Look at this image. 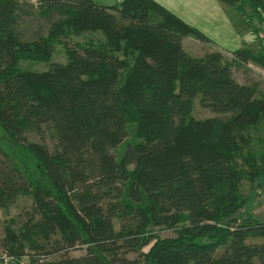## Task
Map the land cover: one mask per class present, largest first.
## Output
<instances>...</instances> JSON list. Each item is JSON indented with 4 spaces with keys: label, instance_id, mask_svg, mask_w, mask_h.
<instances>
[{
    "label": "trees",
    "instance_id": "obj_1",
    "mask_svg": "<svg viewBox=\"0 0 264 264\" xmlns=\"http://www.w3.org/2000/svg\"><path fill=\"white\" fill-rule=\"evenodd\" d=\"M218 1L243 13L248 4L264 23V0ZM32 11L54 21L47 35L26 40L21 23ZM97 32L104 40L65 41ZM188 36L212 42L155 0H41L33 8L0 0V130L17 150L0 146V208L33 198L20 231L4 228L8 256L29 264H264V242L250 243L264 239V222L234 217L246 204L244 178L264 175V149H253L264 144L253 141L264 132V95L239 83L221 53L189 54ZM57 45L66 64L52 63ZM231 56L264 69V55L250 48ZM21 62L51 67L35 72ZM197 98L228 117L191 118ZM160 226L178 236L161 239L150 229Z\"/></svg>",
    "mask_w": 264,
    "mask_h": 264
},
{
    "label": "rangeland",
    "instance_id": "obj_2",
    "mask_svg": "<svg viewBox=\"0 0 264 264\" xmlns=\"http://www.w3.org/2000/svg\"><path fill=\"white\" fill-rule=\"evenodd\" d=\"M195 1H201V0H192ZM218 1V0H215ZM106 3L107 1H101ZM220 3V2H219ZM99 5H103L101 3H97ZM226 9H229L232 11L233 16L237 15L235 17V22L237 25V28H239L240 32H242L246 40L249 39L248 36L250 34L253 35L254 38L251 42L252 45L250 46L248 43L244 45V48H250L255 53H260L264 55V23H260L255 16H253L251 7L246 4L245 12H241L237 10L236 8H230L224 4L221 3ZM205 6H208V3L206 1ZM33 13V11L31 12ZM54 18H58L54 17ZM54 20L48 21L47 19H39L38 15H35L34 13L26 16L23 15V22L21 23V29L23 32V38L26 40H35L41 35H47L49 32V29L51 27V24ZM194 22V20H193ZM39 34V35H38ZM90 40L95 41H102L104 40L103 35L100 32L97 33H86L81 37H68L65 39L66 43L70 47H75L77 44H82ZM182 44L184 45L185 50L196 57H202L205 56L207 53H213V52H219L223 55L224 59L231 64L232 66V72L237 81H240L242 84H250V85H256L259 89V96L264 95V69L256 64V63H249L247 65H243L241 63H238V61L235 60L234 57L231 56V54L227 53V51L221 50V48L217 47L215 43H203L198 41L193 36H188L183 39ZM66 51L63 46L57 45L56 53L53 58L52 63H60V64H66ZM20 67L22 69L35 71V72H43L47 71L51 67V63H35V62H21ZM239 82V83H240ZM191 118L195 120H206V119H213V118H220L225 119L228 117L227 115L222 114H215L211 110H208L206 108H203L200 103V98H197L194 100V106L193 111L190 115ZM3 133L0 130V146L4 148L6 151L12 153L14 151H17L15 147H12V145L9 146L6 142H4ZM28 140L31 142H42L43 139H41V136H38L37 134H27ZM253 141H257L259 139H264V132H256L253 135ZM44 142L50 149V151H54L56 141L50 136L49 133L45 134ZM262 144V145H261ZM253 149L257 152H261L262 149H264L263 143H257L253 145ZM111 153H113L111 151ZM0 161H4L2 156L0 155ZM18 162H20L19 158L17 159ZM133 168V167H131ZM36 169L33 168V171ZM38 179L40 181H43V178L40 174H37L38 172L35 171ZM241 198H244L246 200V204L244 207L238 210V212L235 214L234 217L238 218L241 222L246 217H251L259 222H264V175L260 176L259 178L250 181L249 178H244L241 185V192H240ZM33 198L31 195H20L17 197L16 203L11 206L8 209V212L3 211V217L5 220L7 219L9 225H11L15 231L19 232L20 227H22V223L25 221L26 218H28L27 214L33 212ZM2 222V220H1ZM116 229L118 230L120 228V222L118 220H114ZM181 223L180 225H182ZM179 225V226H180ZM4 228L5 226L0 224V264H29V260L27 263L24 262L23 258H13L8 263L5 261L3 256H5V251L1 247L2 238L4 237ZM151 230L155 231L158 236H160L161 239L166 238H176L178 236L177 234V228H170L165 226L160 227H152ZM264 239H251L250 243H263ZM151 245L144 248L143 252L148 253L150 251ZM224 252V248H220L218 250V253ZM26 254H32V251L29 249L28 244H26ZM85 252L82 250H76L71 253L74 257H79L84 255ZM138 257V254H129L128 258L131 260H135ZM55 260V257L49 258L45 262V264L50 263L51 261ZM143 264H152V262L146 261Z\"/></svg>",
    "mask_w": 264,
    "mask_h": 264
},
{
    "label": "crops",
    "instance_id": "obj_3",
    "mask_svg": "<svg viewBox=\"0 0 264 264\" xmlns=\"http://www.w3.org/2000/svg\"><path fill=\"white\" fill-rule=\"evenodd\" d=\"M31 8L36 7L37 3L41 0H25ZM95 3H101L103 6H113L122 3L125 0H106L107 2H101L105 0H93ZM163 5L168 10L172 11L183 21L192 27L199 29L204 33L212 43H215L217 47L223 51H227L229 54H233L239 49H243L245 44L252 45L254 38L250 34L249 39L246 40L245 34L240 32L237 28L235 17L237 15L232 14V11L226 9L221 5L220 1L215 0H155ZM208 6H205V3ZM220 2V3H219ZM194 20V22H193ZM255 39V38H254ZM184 46V45H183ZM240 82V81H238ZM241 83V82H240ZM242 84V83H241ZM3 211L0 208V224L6 226L8 224L7 219L3 217ZM5 212V211H4ZM2 220V222H1Z\"/></svg>",
    "mask_w": 264,
    "mask_h": 264
},
{
    "label": "built area",
    "instance_id": "obj_4",
    "mask_svg": "<svg viewBox=\"0 0 264 264\" xmlns=\"http://www.w3.org/2000/svg\"><path fill=\"white\" fill-rule=\"evenodd\" d=\"M3 258L5 259V261L8 263L11 259H13V257H10V256H8L7 254H5V256H3ZM25 260H27V263H28V258L27 257H25L24 258V262H26Z\"/></svg>",
    "mask_w": 264,
    "mask_h": 264
}]
</instances>
